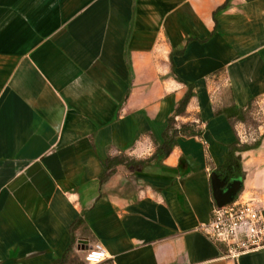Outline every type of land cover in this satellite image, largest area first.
I'll return each instance as SVG.
<instances>
[{
  "label": "crops",
  "instance_id": "0c3cea01",
  "mask_svg": "<svg viewBox=\"0 0 264 264\" xmlns=\"http://www.w3.org/2000/svg\"><path fill=\"white\" fill-rule=\"evenodd\" d=\"M229 98L264 109V0H0V264H86L94 243L99 264H264L201 228L237 140L259 142L234 156L264 218V124L215 114ZM173 117L201 137L152 158ZM121 156L146 162L105 167Z\"/></svg>",
  "mask_w": 264,
  "mask_h": 264
},
{
  "label": "built area",
  "instance_id": "2783aa9c",
  "mask_svg": "<svg viewBox=\"0 0 264 264\" xmlns=\"http://www.w3.org/2000/svg\"><path fill=\"white\" fill-rule=\"evenodd\" d=\"M201 228L209 239L225 247L231 259L264 248L262 209L253 200L237 197L220 207L215 204L209 222ZM107 259V252L100 243L92 244L83 255L86 264H99Z\"/></svg>",
  "mask_w": 264,
  "mask_h": 264
},
{
  "label": "trees",
  "instance_id": "16d2710c",
  "mask_svg": "<svg viewBox=\"0 0 264 264\" xmlns=\"http://www.w3.org/2000/svg\"><path fill=\"white\" fill-rule=\"evenodd\" d=\"M193 96L191 88L187 91L183 99L181 100L177 110H176V116H179L184 113L185 107L188 104L190 98ZM255 107H253L252 103L247 105L243 109H237L232 104L231 99L229 98V106L226 108H223L222 110L216 111L215 114L218 113H224L227 118L229 119V122L232 126L235 124H241L245 127L246 125V119L248 115L251 113V111L254 110ZM246 128V127H245ZM202 129H200L196 124H180L177 126V122L175 121V117L170 118L168 120V124L164 132L162 133V144L157 146L155 149V152L152 155V158H158L161 156H164L166 153L170 152L175 146H176V139L179 136H196L201 137ZM259 142L254 143L253 145H240L239 141L232 146L229 147L228 154L225 160L224 165L217 167L214 172L221 178L226 179L227 182L231 181L232 179L240 178L241 177V163L237 158H235L234 154L236 152H242L247 151L253 148L258 147ZM148 161V160H147ZM146 161L145 160H134L131 158H128L127 156H121V157H114L109 158L107 160V163L105 164V167H111L113 165L117 164H124L125 166H139L143 165ZM237 193L236 197H238ZM217 243V242H215ZM219 244V243H218ZM64 260V257L62 258ZM61 260V262H63Z\"/></svg>",
  "mask_w": 264,
  "mask_h": 264
},
{
  "label": "water",
  "instance_id": "95a60500",
  "mask_svg": "<svg viewBox=\"0 0 264 264\" xmlns=\"http://www.w3.org/2000/svg\"><path fill=\"white\" fill-rule=\"evenodd\" d=\"M210 179L213 198L219 207L232 202L242 186L241 178L227 182L226 179H221L215 172L211 173Z\"/></svg>",
  "mask_w": 264,
  "mask_h": 264
},
{
  "label": "rangeland",
  "instance_id": "374dc122",
  "mask_svg": "<svg viewBox=\"0 0 264 264\" xmlns=\"http://www.w3.org/2000/svg\"><path fill=\"white\" fill-rule=\"evenodd\" d=\"M264 124V109L260 107L254 108L253 111L248 115L246 119V125L245 127L248 129H256L259 126H263ZM244 128L246 131L247 129ZM75 264H80V262H76Z\"/></svg>",
  "mask_w": 264,
  "mask_h": 264
}]
</instances>
